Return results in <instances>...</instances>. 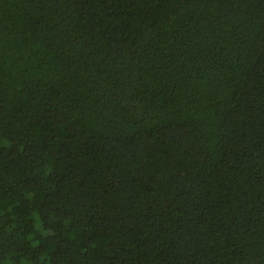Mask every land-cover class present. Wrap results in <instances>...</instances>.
Instances as JSON below:
<instances>
[{"label":"trees","instance_id":"16d2710c","mask_svg":"<svg viewBox=\"0 0 264 264\" xmlns=\"http://www.w3.org/2000/svg\"><path fill=\"white\" fill-rule=\"evenodd\" d=\"M0 264H264V0H0Z\"/></svg>","mask_w":264,"mask_h":264}]
</instances>
